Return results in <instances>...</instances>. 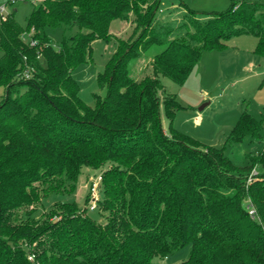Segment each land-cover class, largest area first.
I'll use <instances>...</instances> for the list:
<instances>
[{
    "label": "trees",
    "instance_id": "16d2710c",
    "mask_svg": "<svg viewBox=\"0 0 264 264\" xmlns=\"http://www.w3.org/2000/svg\"><path fill=\"white\" fill-rule=\"evenodd\" d=\"M232 1L168 22L161 0H44L25 26L16 10L0 16V264H153L185 248L177 264H264V150L238 167L224 148L177 130L182 106L161 80L183 85L204 52L242 36L264 58V5ZM115 20L131 23L127 38L111 33ZM48 29L63 30L58 47ZM97 40L117 48L98 75L106 96L90 106L73 72L93 60ZM154 46L163 50L151 74L133 79L130 63ZM263 130L264 118L244 112L227 143ZM84 168L102 171L94 210L105 223L74 201L46 208L75 193Z\"/></svg>",
    "mask_w": 264,
    "mask_h": 264
},
{
    "label": "rangeland",
    "instance_id": "374dc122",
    "mask_svg": "<svg viewBox=\"0 0 264 264\" xmlns=\"http://www.w3.org/2000/svg\"><path fill=\"white\" fill-rule=\"evenodd\" d=\"M243 1V0H236ZM264 5V0H248ZM232 0H161L158 17L165 22L176 21L187 12L193 10L199 16L205 17L212 12H223L232 5ZM33 4L30 0H16L15 5L8 7L7 12L16 10V19L25 26ZM132 31L131 23L115 20L111 25V33L127 38ZM48 37L55 47L63 38V30L48 29ZM225 50L204 52L198 66L183 84L174 83L169 78L161 77L167 94H174L182 109L177 112L174 127L184 134L202 142L205 145L224 148L225 154L238 167L248 164L247 155L264 150V130L261 139L245 138L241 143H227L231 131L244 112L256 119L264 118V58L255 53L257 39L252 36L238 37L228 42ZM116 42L97 40L93 44V60L89 64L77 67L73 77L80 85V97L90 105L95 106L94 94L106 96V90L101 89L98 75L104 71L105 65L116 51ZM163 47L154 46L143 53L142 57L130 63L129 72L133 79L141 80L151 74V60L161 52ZM0 51V58L2 57ZM4 94L0 89V101ZM162 121L165 130L169 121L164 116L161 106ZM101 170L84 168L80 175L77 188L73 195L52 197L47 203L48 209L55 201H74L80 208H87L89 216L105 223L106 214L99 209L90 210L86 204L89 183L97 180ZM256 176V169L250 176ZM103 199V191H99ZM188 248L162 260L155 258L153 264H177L187 258Z\"/></svg>",
    "mask_w": 264,
    "mask_h": 264
},
{
    "label": "built area",
    "instance_id": "2783aa9c",
    "mask_svg": "<svg viewBox=\"0 0 264 264\" xmlns=\"http://www.w3.org/2000/svg\"><path fill=\"white\" fill-rule=\"evenodd\" d=\"M32 2L33 5H40L44 0H30ZM8 5H0V16L2 19H6L7 15L9 14L7 12L8 9ZM32 45H34V42H32ZM253 179V175L250 176L249 178V182H251ZM101 184H102V177L99 176L97 178V180H93L91 181V186H90V201H89V208L91 210H94L97 206V203L99 201V190L101 188ZM256 213V210L254 207H252V205L249 208V214L251 216H254ZM30 260H33V257H30Z\"/></svg>",
    "mask_w": 264,
    "mask_h": 264
}]
</instances>
